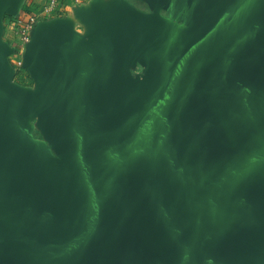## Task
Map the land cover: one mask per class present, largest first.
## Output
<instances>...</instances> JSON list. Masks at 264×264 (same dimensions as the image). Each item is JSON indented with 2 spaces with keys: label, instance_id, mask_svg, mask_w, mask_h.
I'll list each match as a JSON object with an SVG mask.
<instances>
[{
  "label": "water",
  "instance_id": "1",
  "mask_svg": "<svg viewBox=\"0 0 264 264\" xmlns=\"http://www.w3.org/2000/svg\"><path fill=\"white\" fill-rule=\"evenodd\" d=\"M142 50L117 114L98 61L43 70L69 123L59 167L25 147L26 101L0 94V264H264V49L227 23Z\"/></svg>",
  "mask_w": 264,
  "mask_h": 264
},
{
  "label": "crops",
  "instance_id": "2",
  "mask_svg": "<svg viewBox=\"0 0 264 264\" xmlns=\"http://www.w3.org/2000/svg\"><path fill=\"white\" fill-rule=\"evenodd\" d=\"M46 7L47 0H0V61L7 57L13 65L16 59L43 88L45 69L76 76L83 67L105 61L107 86L115 96L117 80H133L139 69L144 80L142 50L172 65L174 37L206 33L221 21L236 37L238 58L264 49V0H64L53 12ZM28 16L37 22L22 44L19 20ZM1 80L0 74V87Z\"/></svg>",
  "mask_w": 264,
  "mask_h": 264
},
{
  "label": "rangeland",
  "instance_id": "3",
  "mask_svg": "<svg viewBox=\"0 0 264 264\" xmlns=\"http://www.w3.org/2000/svg\"><path fill=\"white\" fill-rule=\"evenodd\" d=\"M13 63L10 65L7 57L0 61V74L3 76L0 92L6 98L17 95L27 101L29 111L22 121L25 147L52 164L64 167L67 162L66 151L55 132L63 129L69 120L50 101L46 85L43 88L41 80L26 74L23 67L18 68L16 59H13ZM7 66L12 69L9 70ZM142 75L143 71L139 69L133 73V80H117L119 86L113 87L118 102L117 114H122L126 108L133 107L137 102L135 86L137 82L143 81ZM110 79L109 84L112 87L115 81Z\"/></svg>",
  "mask_w": 264,
  "mask_h": 264
},
{
  "label": "built area",
  "instance_id": "4",
  "mask_svg": "<svg viewBox=\"0 0 264 264\" xmlns=\"http://www.w3.org/2000/svg\"><path fill=\"white\" fill-rule=\"evenodd\" d=\"M64 0H47L46 12H53L62 6ZM37 22L36 16H28L24 20H19L20 25V41L26 43L28 41V34L34 28ZM17 67H20V62H16Z\"/></svg>",
  "mask_w": 264,
  "mask_h": 264
}]
</instances>
